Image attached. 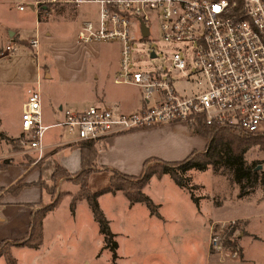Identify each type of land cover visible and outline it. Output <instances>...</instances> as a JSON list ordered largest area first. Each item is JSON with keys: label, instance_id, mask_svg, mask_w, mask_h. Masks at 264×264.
<instances>
[{"label": "built area", "instance_id": "2783aa9c", "mask_svg": "<svg viewBox=\"0 0 264 264\" xmlns=\"http://www.w3.org/2000/svg\"><path fill=\"white\" fill-rule=\"evenodd\" d=\"M35 13L53 4H93L94 17L76 30L81 42L116 41L118 63L112 81L139 88L143 107L132 113L88 105L63 109L62 120L43 125L40 75L21 103L19 142L36 154L44 153L43 134L62 126L72 141L95 140L129 131L184 122L191 130L197 118L206 125L235 126L245 134L264 137V0H29ZM17 9L23 5L16 4ZM146 29V34L143 33ZM147 37L170 46L168 65L143 66L137 53L155 55ZM29 43L37 48L35 34ZM7 41L1 53H12ZM141 46V48L139 47ZM180 71L178 78L174 72ZM233 221L209 227V246L222 249V236ZM237 250L231 251L236 256Z\"/></svg>", "mask_w": 264, "mask_h": 264}, {"label": "rangeland", "instance_id": "374dc122", "mask_svg": "<svg viewBox=\"0 0 264 264\" xmlns=\"http://www.w3.org/2000/svg\"><path fill=\"white\" fill-rule=\"evenodd\" d=\"M28 1L0 0V44L2 43L3 46L6 43L4 39L9 38V30L14 31L13 37H22L21 42L27 44L24 48L16 43V50L10 54H2L0 51V119L3 126L11 133L17 129L14 123L17 122V116L19 117L20 104L26 87L34 77V71H38L41 77L43 75V60L39 58L37 48L29 45V39L36 34L38 40L46 41V31H49L52 33L51 38L56 41L68 36L73 30V22H70L66 16L60 15L56 10V4L49 6L47 13L43 11L35 13L28 6ZM16 4L23 5V9H17ZM78 7L83 19L94 17L93 4H81ZM147 40L153 47L155 55L150 57L148 53L138 50L140 60H144L143 66L151 69L160 65L170 69L168 55L171 47L151 37H147ZM9 41L15 43L12 39ZM24 50L27 52L26 56L18 55ZM97 50L98 56L93 61H88L86 65L87 72L95 74L94 79L90 76L85 81L73 80L67 84L60 83L51 89V92L65 98L73 97L74 107H83L91 103L92 93L103 97L104 94L110 96L115 90L121 89V85L112 82L110 72L118 54V45L100 43L97 45ZM52 62L53 60L50 62L51 67ZM172 72L180 79L183 77L180 71ZM41 89L40 85V91ZM19 139L21 135L3 142L6 150L13 154L8 153L9 155L0 157L1 165L6 160H26L32 164H37L41 160L43 155L36 161V154L27 150ZM243 159L246 165H255L258 174L264 177V153L256 145L250 146L244 152ZM182 176L186 178L185 184L191 186L192 194L203 205L207 204L213 208L211 216L218 215L217 217L225 219H208L203 223L207 234L204 235L198 226L192 225L195 209L182 193L177 194L174 203L164 205L162 211H159L164 220L150 216L143 203L134 204L127 210L125 200L120 195L114 197L104 195L100 198V205L109 229L113 233L112 240L116 244L114 257L109 248L104 246L97 223L82 211L74 221L68 220L69 228H59L63 237L56 244L54 237L51 236L53 228H49L45 239L41 241L39 251L28 252L24 257L25 261L36 255L31 264H206L212 261L219 262L217 264H229L233 260L242 258L240 237L247 235L244 232V220L232 217L244 216L248 231L255 234L259 240H252L249 236L250 239L245 238L242 241L246 259L243 264H264V193L261 182L258 181L247 194L238 198V185L232 182L227 174L213 172L209 166L201 170H186ZM67 182L73 184L71 181L67 180ZM75 187V191L70 193L71 196L77 193V185ZM48 190L45 191L51 193V190ZM150 191L154 195L160 193L161 189L151 185ZM57 194L63 197L65 191L57 190L56 187L53 190V197ZM51 196L49 194V200ZM216 204L221 205L215 207ZM174 215L177 218H174ZM231 220L233 230L228 236L226 232L221 234L222 249L214 251L209 246V227L226 225ZM55 223L57 224L55 221L53 226ZM233 236L237 237L236 245L225 246L226 238L231 240ZM10 247L4 246L0 251L7 250L10 253ZM233 250H237L236 256H231Z\"/></svg>", "mask_w": 264, "mask_h": 264}, {"label": "crops", "instance_id": "0c3cea01", "mask_svg": "<svg viewBox=\"0 0 264 264\" xmlns=\"http://www.w3.org/2000/svg\"><path fill=\"white\" fill-rule=\"evenodd\" d=\"M56 5V10L60 15L66 16L70 22H73V30L68 36L56 39V41L51 38L52 33L46 31V41H40L39 39L37 43L38 55L39 58L43 60L44 64L43 75L42 77L40 76V85L42 88L40 91L42 124L51 125L61 121L63 109L82 110L88 105L109 107L121 113H132L140 110L144 103L140 90L138 87L127 83H115L112 81L115 84L121 85L122 88L115 90L110 96L104 94L102 97L92 93L90 97L91 103L83 107H74L75 105L73 104V101L75 99L73 97L65 98L62 95H56L54 92H51V89L55 88L60 83L67 84L73 80L85 81L90 76L92 79L95 78L94 73L89 74L87 72L86 65L88 61H93V59L98 56V44L116 43L118 45L119 53V44L116 41L81 42L76 38V30L83 20L78 7L81 6V4ZM48 8L49 7L44 8L43 12L47 13ZM13 35V30L11 33H8L9 38L14 40L19 46L22 45L24 47L27 45L24 41L21 42L20 39H22V37L17 38L16 36L13 37ZM9 38H5L4 43L9 41ZM44 43H46V45H44ZM29 45L33 47L30 43ZM1 47L2 43L0 44V50ZM26 54L27 52L24 50L18 55L26 56ZM52 60L51 67L50 62ZM117 63L118 54L113 61L112 69L110 71L111 75H113ZM35 73L36 71H34V77ZM34 77L26 87L22 101L26 96L27 89L32 84ZM16 119L17 122L14 123V125L17 129L14 133H11L7 127H4L2 120L0 119V133L3 137L11 139L15 138L17 135H21L19 117L17 116ZM72 138L73 135L68 134L64 127L59 125L50 126L44 131V153L37 164L29 163L26 160H6L2 163L3 166L0 164V243L3 240L14 241L21 240L25 237L29 228V221L32 212L49 201V194L43 190L38 182L46 184L50 183V175L54 170L55 165L63 168L70 174L79 169V151L76 147V142H73ZM5 141L6 139L0 137V157L6 156L8 153L13 154V152H8L6 150V146H4L3 143ZM102 143L104 144L102 146L98 143L94 159L95 165L98 169L97 171L90 173L88 176L87 185L90 191H95L106 186L110 172L109 170L111 169H115L124 174L137 175L140 172L142 162L145 159L154 157L163 161L182 160L193 150L202 151L205 147L206 139L193 133L184 122L178 121L129 131L123 134L112 135L105 138ZM16 182H21L22 187L17 192L9 191L8 187L14 185ZM151 185L161 189L160 193L154 194L155 197L150 191ZM58 189L64 190L65 194L61 197L57 206L48 211L42 219V242L43 239H45L46 232L49 228H53L51 236L54 237V243L56 244L61 240L63 236L60 234L61 231L59 228H69L70 225L68 220L74 221L75 217L78 218L79 212L83 211L90 218H93L84 199L77 200L74 204L73 210H69L68 204L71 198L70 193L75 191V185L70 184L65 179H59L57 190ZM141 191L156 206V215H151L145 207L149 215L159 217L161 220L164 219L159 211H162L164 205L174 203L177 194L182 193L193 204L195 209L193 212L192 225L195 227L198 226L203 231L204 235L207 234V231L205 226H203V223L208 219L225 220L224 218L217 217L218 215L211 216L213 208H210L207 204L203 205L200 200L196 203L192 202L189 192L186 189L175 185L171 178L166 174L159 177L151 176L144 184ZM104 195H110L112 197L120 195L125 200L127 210H129L132 205L140 203L135 202L129 204L121 191L103 193L96 199L98 207L103 215L104 211L100 205V198ZM216 205L217 206L215 207H220L221 204ZM174 218H177V216L174 215ZM232 218L244 220V232L247 235L244 234L240 237L242 258L239 260H233V262L229 264H243L246 259L243 254L242 241L245 238H249V236L252 240H259V238L248 231L247 220L244 216ZM55 221L57 224L55 223L53 226V222ZM54 227H56V229H54ZM42 242L37 248L33 249L15 245L11 246L10 253L15 259L16 264H31V261L34 260L36 255H32L27 261H25L24 257L30 251H33V253L36 251L38 252L41 248ZM217 263L219 262L212 261L207 262L206 264ZM0 264H5L1 255Z\"/></svg>", "mask_w": 264, "mask_h": 264}, {"label": "trees", "instance_id": "16d2710c", "mask_svg": "<svg viewBox=\"0 0 264 264\" xmlns=\"http://www.w3.org/2000/svg\"><path fill=\"white\" fill-rule=\"evenodd\" d=\"M192 132L206 139L205 147L202 151H191L185 158L178 161H163L150 157L142 162L141 170L137 175L121 173L111 169L107 185L95 191L87 188V179L90 173L97 171L94 159L97 151V141L80 140L76 142L79 151V169L70 174L63 168L55 165L50 175V183L38 182L43 190H51L52 196L48 203L35 209L29 221V228L25 237L21 240L7 241L0 243V248L4 246H22L27 248H37L42 241L41 222L45 214L52 210L60 201L61 194L53 197V190L56 189L59 178L67 179L77 185V193L72 195L68 204L70 211L79 199H84L87 203L94 221L97 223L98 232L102 235L104 246L108 247L114 257L115 242L112 240L113 233L110 231L108 222L98 207L97 197L103 193L121 191L129 204L140 202L145 205L151 215H156V206L142 193L141 189L151 176L159 177L168 175L175 185L182 187L189 192L190 199L196 203L198 198L192 194L191 186L185 184L186 178L182 176L186 170H201L210 167L213 172L225 173L230 180L238 185V198L247 194L259 181L263 186L264 177L258 174L255 165H246L243 159L244 152L253 145L264 153V137L243 133L239 128L206 125L200 118L193 124ZM0 137L9 140L0 133ZM100 145H104L102 142ZM1 166V165H0ZM3 166V165H2ZM22 187L21 182H16L9 186L8 190L17 192ZM49 191V190H48ZM50 192V191H49ZM230 235V234H229ZM224 241L225 246L234 247L237 237ZM5 264H16L15 259L7 250H1Z\"/></svg>", "mask_w": 264, "mask_h": 264}, {"label": "water", "instance_id": "95a60500", "mask_svg": "<svg viewBox=\"0 0 264 264\" xmlns=\"http://www.w3.org/2000/svg\"><path fill=\"white\" fill-rule=\"evenodd\" d=\"M29 7H32L31 4L29 5ZM9 33H11V31H9ZM143 33L146 34V29L143 28Z\"/></svg>", "mask_w": 264, "mask_h": 264}]
</instances>
